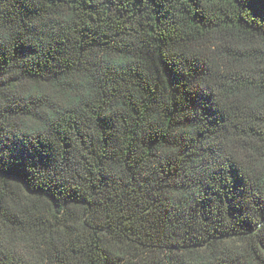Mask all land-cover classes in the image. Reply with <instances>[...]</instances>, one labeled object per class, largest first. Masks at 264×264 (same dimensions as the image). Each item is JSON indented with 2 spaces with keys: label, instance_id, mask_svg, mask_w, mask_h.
<instances>
[{
  "label": "trees",
  "instance_id": "16d2710c",
  "mask_svg": "<svg viewBox=\"0 0 264 264\" xmlns=\"http://www.w3.org/2000/svg\"><path fill=\"white\" fill-rule=\"evenodd\" d=\"M0 264H264V0H0Z\"/></svg>",
  "mask_w": 264,
  "mask_h": 264
}]
</instances>
